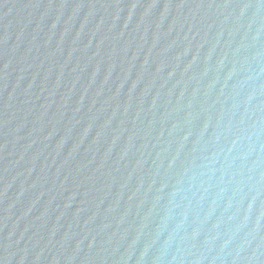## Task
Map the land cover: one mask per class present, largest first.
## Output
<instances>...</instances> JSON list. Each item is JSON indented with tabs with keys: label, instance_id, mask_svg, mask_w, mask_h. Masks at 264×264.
I'll return each mask as SVG.
<instances>
[{
	"label": "water",
	"instance_id": "1",
	"mask_svg": "<svg viewBox=\"0 0 264 264\" xmlns=\"http://www.w3.org/2000/svg\"><path fill=\"white\" fill-rule=\"evenodd\" d=\"M0 264H264V0H0Z\"/></svg>",
	"mask_w": 264,
	"mask_h": 264
}]
</instances>
